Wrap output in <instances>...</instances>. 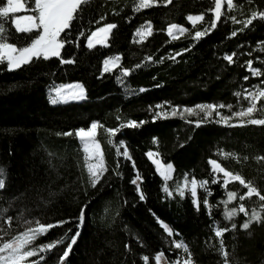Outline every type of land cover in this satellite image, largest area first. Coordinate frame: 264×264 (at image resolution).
Here are the masks:
<instances>
[{
    "label": "trees",
    "instance_id": "obj_1",
    "mask_svg": "<svg viewBox=\"0 0 264 264\" xmlns=\"http://www.w3.org/2000/svg\"><path fill=\"white\" fill-rule=\"evenodd\" d=\"M138 2L89 0L81 5L71 28L61 34L74 43H65L59 57L33 58L13 70L0 64V168L6 174L5 188L0 190V229L10 234L4 239L34 227L37 220L43 224L68 220L37 237L32 247L46 242L54 247L25 264L40 256L45 257L40 264H156V255H162L166 264L176 260L183 264L189 253L191 264H223L224 252L230 262L264 264V236L256 258L247 262L243 255L244 245L259 236L257 225L247 230L240 227L253 208L264 218V202L256 196L240 201L247 189L235 180L225 188L222 173H214L209 164L210 159L216 160L264 194V125L247 123L264 118L260 111L264 100H258L257 111L250 117L230 119L228 123L234 127L217 123L215 112L207 121L198 110L183 118L171 115L173 107L183 112L185 107L223 103L233 105L231 110L219 109L231 116L247 107L245 89L264 86V19L259 18L264 0H233V7L224 9L215 28L211 27V0H172L171 4L156 0L151 7L136 10ZM0 6H5L4 0ZM26 7H34L32 0H27ZM253 12L257 18L244 28L243 22ZM198 15L204 19L191 26L187 17ZM233 16L240 23H234ZM12 21L9 15L6 29L16 45L24 46L38 35L17 32ZM109 23L116 27L107 48H88L86 37ZM146 24L151 25L152 33L138 44L133 37ZM172 24L185 28L177 39L167 36ZM196 31L204 35L196 39ZM233 53L230 64L225 56ZM117 55L121 57L119 66L102 74L104 60ZM62 59L73 63H62ZM249 60L253 69L261 70V76L254 77L248 70ZM124 70L129 75L121 76ZM55 85H80L84 100L51 104L47 90ZM235 92L242 95L237 98ZM157 104L163 107L156 108ZM156 111H167L169 116L154 118ZM129 120L139 126L120 127ZM92 122L101 125L96 139L104 163L95 187L75 136ZM116 129L110 135L109 130ZM68 131L73 135H62ZM125 148L129 158L122 155ZM149 153L161 164L172 165L170 181L158 176ZM137 176L138 184H133ZM193 179L198 185L196 197L186 188L180 195L177 185L182 188ZM213 179L218 182L212 183ZM205 180L208 183L201 187ZM228 191L237 196L226 205ZM241 203L248 216L238 211ZM82 207L83 222L77 219ZM233 208L236 214L226 219V212ZM232 223L236 229L231 228ZM224 228L229 230L216 237V230ZM77 231V242L61 261L59 257ZM65 235L68 238L59 243ZM177 242L189 253L176 249Z\"/></svg>",
    "mask_w": 264,
    "mask_h": 264
},
{
    "label": "snow or ice",
    "instance_id": "obj_2",
    "mask_svg": "<svg viewBox=\"0 0 264 264\" xmlns=\"http://www.w3.org/2000/svg\"><path fill=\"white\" fill-rule=\"evenodd\" d=\"M26 2L27 0H7V6H0V61H6L7 66L9 70H13L16 68L21 67L24 64L30 63L33 58L40 59L43 58L44 60H47L51 57H59L61 49L65 47V43H74V41H68L65 37H62L61 34L65 33L66 29H70L72 26V22L74 19L77 18L76 14L79 9H81V5L87 4L88 0H32L34 3V8L29 9L30 11L36 13V15H25L22 17H18L14 19L15 29L19 33H31L33 31H36L38 35H36L30 43L24 45V46H18L14 42H11L7 29H6V21L9 18V15L12 13H18L22 10H25L26 8ZM154 0H139L138 4L136 5V10L142 9V8H149L153 5ZM168 4L172 3V0H167ZM221 5L222 0H214V7H215V17L216 20L219 21L221 18ZM227 6L229 9L233 7V0H227ZM257 18V14L253 12L252 18L247 19L244 21V28H247L249 25H252L253 20ZM259 18L264 19V12L259 13ZM102 19V18H101ZM187 19L189 21H200L204 19L203 15L198 16H188ZM234 23H240V21H237L236 18L233 16L231 17ZM116 27L115 24L109 23L108 25L104 27H100L97 31L91 32L89 36L86 37V46L88 48H93L97 43L103 44L104 46H107V39L109 33H111L112 29ZM212 28L216 27L215 23L211 24ZM173 30L178 31L179 33H184L185 28L178 27L176 24H172L168 29L167 33L169 36H172L173 39L176 37L173 36ZM152 33V27L151 25H147L146 29L142 27L137 31V35L140 36L141 41H143L144 37L146 35H151ZM236 33L235 31L232 33L234 36ZM78 35H83L82 32L78 33ZM204 35V32L202 31H196L195 32V38L199 39L201 36ZM182 53H177V55ZM233 53L232 55L225 56V59L231 64L233 61ZM121 60V57L119 55L110 57L108 59L104 60V71L109 72L112 70L113 66H119V62ZM62 63L70 64L73 63L71 59H62ZM248 65V70L252 73L254 77H258L262 75V72L260 69H253L252 68V61L249 60L246 62ZM129 75L128 70H124L121 73V76H127ZM245 81L249 79V77L245 76L243 78ZM123 82V81H121ZM254 91H249L248 89L244 90V99L248 101L247 107L243 110H240L238 112H232L231 116L224 115L221 112L218 111V109L227 108L229 110L232 109V104H217V103H207V104H200L194 107H185L183 109V112H178V109L176 107H173L171 110V115H181L183 118L184 114L193 115L197 114V110L199 112H202L204 114V120L207 121L212 117L213 112L216 113V116L219 117L218 120H216L217 123L223 122L225 125L229 127H234L236 125L229 124L228 121L232 119L233 117H250L253 112L257 111V102L259 99L264 98V90H260L259 86H254ZM68 89H72L71 95L73 98L77 99H83V88L80 85H69ZM63 89L57 90V95L59 96L61 92H63ZM140 91H143V89H140ZM234 95L239 98L242 94L241 92H235ZM52 103H57V100L55 98L52 99ZM156 108H162V104H157L155 106ZM151 109V106H150ZM260 111L264 112V106L260 108ZM169 116V112L167 111H156L154 112V118H167ZM140 123H143L141 121ZM200 122H197V126H199ZM248 124L251 125H264V118L261 119H249L247 120ZM139 126L137 122L135 121H127L124 124H121L120 127H137ZM101 125L98 122H92L90 124V127L86 130L85 128H80L78 131L75 132V136H77L84 145V152L88 154V159H96L99 161V163L96 164H89L88 171L91 177L92 186L95 187L96 183L99 181L100 175L104 171V165L102 160V154L100 151V144L97 142V130L100 128ZM110 135L114 136L116 134V130H109ZM62 135L66 136H72L73 132L68 131L65 133H62ZM118 154L119 150L117 149ZM122 155L125 158H129V154L127 149L123 151ZM152 153H149V156H151ZM155 162V161H154ZM209 164L212 166V171L217 174L223 175V186L226 188L229 181L235 180L239 181L241 185H243L244 188L247 189V191L239 196V200L243 201L246 198H251L253 196H256L259 198V201L264 202V194L261 193L260 190L256 186H253L250 182H246L243 178H241L240 175H234L232 171L225 170L224 167H222L219 163H217L216 160L210 159ZM160 167V174L164 177L165 181L169 179L168 172L172 169V165L168 164L166 168L163 166ZM140 179L138 176L133 179L131 182L133 184L136 183V180ZM5 180H6V174L4 172V169L0 168V190H3L5 188ZM217 179H213L212 183H217ZM208 181H202L201 187L206 185ZM139 187V185H137ZM185 187H188V185H185ZM177 188L179 189L180 195H184L183 188H180L179 185H177ZM164 191L169 193L168 187L164 188ZM208 195H211V192L209 191L207 193ZM191 195L193 197H196L197 195V181L193 179L191 181ZM237 196V193L235 191H228L227 192V199L228 201H232ZM141 199H143V195H141ZM194 203L197 206V209H199V202L194 200ZM204 204H208V200H204ZM261 208H264V205H261ZM4 211H7V209H4ZM237 209L233 208L230 212L226 214V219L231 220V218L236 214ZM238 211L240 213H244L246 216H248V212L246 211L245 205L243 203L240 204ZM84 208H81V212L79 217L77 218L81 222L84 220ZM0 216H3V211H0ZM11 217H8L7 220L11 221ZM261 216L259 212L256 211L255 208H253L251 215L249 218L242 223L240 226L243 230H247L250 228V225L253 222H260ZM70 222L68 220L59 221L57 223H48L43 224L39 220L35 221L34 227H28L27 230L23 231L22 233L18 235H11L10 239L5 240L4 236L10 235L8 232L4 231L3 229H0V264H25L26 261L29 260L30 257L39 256L40 253L46 252L49 249L54 247V244L52 242H46L40 246L32 247L31 245L33 242L37 239V237L44 235L47 233L51 228L61 226L64 223ZM26 224H32V221H25ZM237 225L235 223L231 224L232 229H236ZM229 229H217L215 232L216 237H221L225 232H227ZM69 232L71 229L68 230ZM169 236L172 235V232H168ZM80 236V232L77 231L75 234H73L70 239L71 243H69L66 247V250L62 252L59 259L62 261L64 258H66L69 255V252L71 251L72 245H74L77 242V238ZM67 235L65 237L61 238L59 243H62L64 239H67ZM127 247V245H126ZM220 247L223 249L224 242L223 240L220 241ZM176 249L183 248L184 253H189V249L183 245V243L177 242L175 243ZM224 260L223 264H237V262L233 259V261H229L228 259V253H223ZM45 259V257L40 256L39 259L35 261H31L30 264H40V261ZM145 261L148 260V257H144ZM162 259V255H156L155 260L160 261ZM169 264H173V262H169ZM174 264H181L180 260L174 261ZM183 264H191V255L189 253V256L187 258L183 259Z\"/></svg>",
    "mask_w": 264,
    "mask_h": 264
},
{
    "label": "rangeland",
    "instance_id": "obj_3",
    "mask_svg": "<svg viewBox=\"0 0 264 264\" xmlns=\"http://www.w3.org/2000/svg\"><path fill=\"white\" fill-rule=\"evenodd\" d=\"M88 1H89V0H88ZM137 1H139V0H137ZM155 1H156V0H154L153 3H155ZM211 2H212V13H213V17H214V23H216L217 20H216V17H215L214 0H211ZM4 4H5V6H7V0H4ZM33 8H34V7H33ZM224 9H228V6H227V0H222V5H221V13H222V14L224 13ZM25 15H36V13L30 11V10L26 7L25 10H22V11H20V12H18V13H12V14H10V16L13 17V21H14L15 18L22 17V16H25ZM221 17H222V15H221ZM13 21H12V25H13V27H14V29H15V24H14ZM201 21H202V20L193 22V21H189V20L187 19V22H188L191 26H193V27L197 26V24L201 23ZM147 25H149V24H146V25H144L143 27L146 29V26H147ZM141 28H142V27H141ZM141 28H140V29H141ZM15 30H16V29H15ZM96 31H97V30H96ZM33 32H36V31H33ZM136 33H137V32H136ZM181 34H182V33H179L178 31L173 30V36L176 37L175 39H177L178 37H180ZM109 35H110V33H109ZM109 35H108V38H109ZM167 36H168L169 38L173 39V37H172V36H169L168 33H167ZM149 37H150V35H146V36L144 37L143 41L140 42V41H141L140 36H138L137 34H135L134 37H133V39H134V41H135L136 43L141 44V43H143L146 39H148ZM108 40H109V39H107V41H108ZM107 41H106V43L108 44ZM97 46H100V47H106V46H104L103 44L97 43L93 48H96ZM93 48H91V49H93ZM0 64H6V65H7V62H6V61H0ZM116 68H117V66H113L111 71H109V72H105V71H104V67H103L101 73H102V74H105V73H111V72L114 71ZM72 86H75V85H72ZM58 89H63V90H64L63 92H61V94H60L59 96L57 95V90H58ZM259 89H260V90H264V86L261 87V88H259ZM71 91H72V89H68V86L60 87L59 85H55V86H53V87H51V88H48L47 93H48V96H49V102H50L51 104H53V105H56V106H59V105H62V104H66V103H70V104H71V103H78L81 99L73 98V96L71 95ZM53 98H55V99L57 100V103H52V99H53ZM259 100H264V98H261V99H259ZM218 111L220 112L219 109H218ZM76 137H77V136H76ZM77 138H78V137H77ZM78 141H79V143H80V145H81V149H82V151H83V153H84L85 168H86V170H87V173L89 174V171H88L89 164H96V163H99V161L96 160V159L89 160V159H88V154L84 152V145H83V142H82L79 138H78ZM100 151H101V150H100ZM148 157H149V159H150V162L153 164V166H154V168H155V171H156V173L158 174V176L161 177V178L165 181L164 177L160 174V167H159V166H163L164 168H166L167 165H163V164H161V163L158 162L153 156H149V155H148ZM151 157H152V158H151ZM153 160H154L155 162H154ZM103 165H104V163H103ZM172 175H173V168H172L171 170H169V172H168L169 179H168L167 181H170V179L173 177ZM89 176H90V174H89ZM90 178H91V177H90ZM135 184H138V180H136V183H135ZM185 185H188V187H185ZM182 188H186V189H188V191L191 193V183H187V184L184 183L183 186H182ZM197 188H198V185H197ZM230 203H231V201H228V200L226 201V205H229ZM228 212H230V211H227L226 214H227ZM259 214H260V216H261V213H259ZM251 225H257V227H258V229H259V236H258L257 238H255V239H253V240H250L249 242H247V243L244 245V248H243V255H244V257L246 258L247 262L252 261V260H253L254 258H256L257 255H258V250H259L258 247H259V244H260V242H261V239H262L263 236H264V218H262V216H261V221H260V222H253ZM251 225H250V226H251ZM164 229H165V231H166L167 233L169 232V230H167L166 228H164ZM155 263H156V264H166L165 261H164L163 259H161L160 261H156V260H155Z\"/></svg>",
    "mask_w": 264,
    "mask_h": 264
},
{
    "label": "crops",
    "instance_id": "obj_4",
    "mask_svg": "<svg viewBox=\"0 0 264 264\" xmlns=\"http://www.w3.org/2000/svg\"><path fill=\"white\" fill-rule=\"evenodd\" d=\"M113 30V29H112ZM112 32V31H111ZM111 34V33H110ZM109 37H110V35H109ZM109 39V38H108ZM108 42V41H107ZM107 46H108V44H107ZM107 46L106 47H100V46H97V47H100V48H107ZM83 97H84V95H83ZM84 100V98L83 99H81L79 102H82Z\"/></svg>",
    "mask_w": 264,
    "mask_h": 264
}]
</instances>
